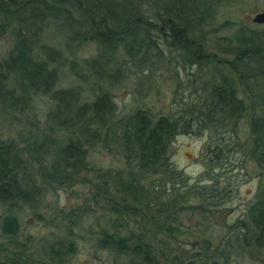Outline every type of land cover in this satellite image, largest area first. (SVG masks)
Listing matches in <instances>:
<instances>
[{
    "label": "trees",
    "instance_id": "16d2710c",
    "mask_svg": "<svg viewBox=\"0 0 264 264\" xmlns=\"http://www.w3.org/2000/svg\"><path fill=\"white\" fill-rule=\"evenodd\" d=\"M222 1L0 0V32L15 30L0 60V107L22 111L35 94L51 102L44 125L36 120L38 130L26 145L0 135V264H42L49 253H74V229L89 218L96 224L86 230L94 246L117 264H242L237 261L249 249H264L263 185L218 241L206 235L208 213L219 210L231 193L219 177L230 172L227 140L238 133L244 100L254 111L248 156L264 169V28L239 26L215 42L225 57L206 53L199 37ZM48 27L64 37L71 54L86 42L97 44L99 54L85 65L94 81L114 85L132 68L154 71L164 62L166 45L177 47L190 66H210L211 79L174 116H153L143 108L121 115L102 86H92L89 97L81 87H55L61 53L41 42ZM204 130L215 138L206 149L207 176L191 182L172 161L171 145L179 134ZM96 145L115 151L123 164L95 167L88 154ZM79 177L104 213L96 216L87 205L71 209L62 230L72 239L57 250L44 242L38 247L31 235L22 237L24 208L46 221V196L74 187ZM200 215L205 224L187 221Z\"/></svg>",
    "mask_w": 264,
    "mask_h": 264
},
{
    "label": "rangeland",
    "instance_id": "374dc122",
    "mask_svg": "<svg viewBox=\"0 0 264 264\" xmlns=\"http://www.w3.org/2000/svg\"><path fill=\"white\" fill-rule=\"evenodd\" d=\"M264 10V0H223L215 19L202 30L206 53L217 52L215 42L221 37L231 35L239 26H248L257 30L264 28L252 21L257 12ZM9 27L0 32V60L7 52L14 39L15 30ZM41 42L46 43L60 50L61 58L58 62L59 82L58 87H81L85 97H89L92 86H102L107 89L117 106L119 114H126L133 109L143 108L153 116L169 114L174 116L182 105H185L193 97L195 91L201 93L203 82L211 79L210 66L188 65L181 55V51L174 46H164L166 57L161 65L150 70L125 71L118 82L107 84L105 80L94 81L92 73L87 69L86 61L99 54L95 42L89 41L81 44L79 50L69 53L65 47L64 37L53 27H48L41 34ZM208 42V45L205 43ZM76 48V47H75ZM219 56H226L217 52ZM228 57V56H227ZM230 58V57H228ZM121 59L118 60V63ZM116 66V65H115ZM74 67V68H73ZM223 73H229L226 66H222ZM134 71V72H133ZM233 76V74H232ZM216 81V80H215ZM239 95L245 99L248 95L242 86L238 85ZM96 91V90H95ZM194 98V97H193ZM245 101L247 109L240 119L238 133L228 138L230 148L228 156L231 164L229 175L220 176L221 185H229L230 196L223 200L219 210L208 213L211 224L206 232L218 241L228 225L235 224L238 216L243 213L246 204L250 202L259 188L264 186V169L248 156V146L251 140L248 129V121L254 112ZM48 96L35 94L32 101L22 111L0 107V135L12 138L21 146L26 145L37 132L35 122L38 119V126L42 127L45 121V113L50 106ZM214 134L209 130L197 133H184L177 135L171 145V159L174 164L182 169L190 178L191 182L207 176L206 149L209 144L213 147ZM246 142H248L246 144ZM246 144V145H245ZM187 154V155H186ZM189 155V156H188ZM88 161L95 167L116 168L123 164L122 159L113 150L109 151L96 145L89 148ZM219 171L213 174L219 175ZM204 180V179H203ZM205 181V180H204ZM201 184H205L201 180ZM95 198L91 186L82 178H78L74 187L65 190L53 191L45 198V204L50 207L43 210L46 221H39L26 208L20 215V234L22 237L31 235L36 240V245L44 242L53 246L55 250L60 249L59 243L66 245L68 239L63 233V227L67 223L71 209H81L88 206L99 216L104 213V208L91 201ZM2 209L0 208V214ZM201 223L203 216L189 217L187 221L195 225L196 221ZM92 219H84L81 226L74 229L75 252L69 255L56 256L49 253L43 256L42 264H117V261L106 251L94 246L92 237L87 231L94 227ZM87 230V231H86ZM237 263L242 264H264V249H249L244 257Z\"/></svg>",
    "mask_w": 264,
    "mask_h": 264
},
{
    "label": "water",
    "instance_id": "95a60500",
    "mask_svg": "<svg viewBox=\"0 0 264 264\" xmlns=\"http://www.w3.org/2000/svg\"><path fill=\"white\" fill-rule=\"evenodd\" d=\"M252 21L257 24L264 23V10L257 12L254 17L252 18Z\"/></svg>",
    "mask_w": 264,
    "mask_h": 264
},
{
    "label": "flooded vegetation",
    "instance_id": "af4514ba",
    "mask_svg": "<svg viewBox=\"0 0 264 264\" xmlns=\"http://www.w3.org/2000/svg\"><path fill=\"white\" fill-rule=\"evenodd\" d=\"M255 24H257V23H255ZM257 25H262V26H264V23H262V24H257Z\"/></svg>",
    "mask_w": 264,
    "mask_h": 264
},
{
    "label": "bare ground",
    "instance_id": "6f19581e",
    "mask_svg": "<svg viewBox=\"0 0 264 264\" xmlns=\"http://www.w3.org/2000/svg\"><path fill=\"white\" fill-rule=\"evenodd\" d=\"M187 155V154H186ZM189 156V155H188Z\"/></svg>",
    "mask_w": 264,
    "mask_h": 264
}]
</instances>
